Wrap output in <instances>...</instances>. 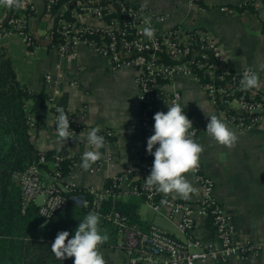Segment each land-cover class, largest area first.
<instances>
[{
    "label": "built area",
    "instance_id": "2783aa9c",
    "mask_svg": "<svg viewBox=\"0 0 264 264\" xmlns=\"http://www.w3.org/2000/svg\"><path fill=\"white\" fill-rule=\"evenodd\" d=\"M189 1L196 3L198 0ZM45 2L47 12L53 14L60 0ZM253 5L257 7L254 2ZM26 7L30 11L36 10L31 2H26ZM68 10L73 20L65 17ZM221 11L233 12L225 7H222ZM153 13L146 6L131 4L126 0H69L62 5V9L53 19L52 30L46 37L50 46L61 57L72 56L79 46L84 45L102 56L111 70L132 69L136 72L140 103L139 124L143 140L142 162L138 168L125 167L111 186L95 189L81 187L77 173L83 171L95 174L100 165L98 161L86 170L80 166L81 159H74L70 173L62 177L56 169L62 157L55 156L54 159L48 160L41 154L37 163L13 175L21 191L22 209L25 211L30 205L37 204L39 214L46 221L53 219L68 203L98 211L115 226L118 236L116 247L125 253L127 264H207L209 259L219 257H258L264 250V242H238L235 239L233 216L216 198L215 182L204 173L201 157L198 166L190 170L199 183L198 202L192 200L191 195L189 199L165 196L157 191L155 186L149 187L145 183L154 160L146 145L148 137L154 132L156 103L162 99L167 111L168 103L182 101V93L179 90L167 95L163 93L164 85L176 77L192 78L199 82L215 110L229 124L243 131L264 132L262 80L259 88H240L245 69H254L235 70L231 66V54L211 31L203 28L188 29L182 25L161 30L157 24L164 22L165 18H152ZM30 14L31 12L17 13L14 7H7L3 0H0V38L19 35L32 54L39 48V44L29 30ZM86 14L95 16L100 25L85 23L82 19ZM145 16L151 18V26L154 29L152 38L145 36L142 31ZM45 82L53 84L54 77L48 74ZM48 102L50 103L51 99L48 98ZM55 118L56 114V124ZM189 118L193 121L189 131L198 142L199 127L194 117ZM71 128L75 133L77 129ZM103 135L107 140L114 137L110 130H105ZM43 165L49 167L46 175L40 168ZM83 188L85 191L80 194ZM115 193L120 196H143L158 214L167 209L169 219L175 221L177 229L186 235V240L177 239L156 224L148 228L131 224L127 217L116 209L102 214L103 203ZM162 200L165 202L162 203ZM209 217L216 239L204 243L194 232L199 225V219L207 220Z\"/></svg>",
    "mask_w": 264,
    "mask_h": 264
},
{
    "label": "crops",
    "instance_id": "0c3cea01",
    "mask_svg": "<svg viewBox=\"0 0 264 264\" xmlns=\"http://www.w3.org/2000/svg\"><path fill=\"white\" fill-rule=\"evenodd\" d=\"M126 1L146 6L154 12L152 18L163 16L165 21L157 24L161 30L182 25L188 29L211 31L231 54V66L237 71L245 68L259 71L264 88V69H261L264 65V0H198L196 3L189 0ZM26 2H31L36 10H28ZM23 3L24 7L19 8V12L15 7L14 10L17 13L31 12L29 30L39 48L31 54L19 35L0 38V46L8 48L19 81L37 94L44 91L51 99L46 106L34 102L27 105L32 143L39 152L53 151L64 158L81 159L88 146L86 138L78 140L76 134L78 136L97 125L102 135L105 130L112 131L114 137L106 139V147L99 150L103 155L97 160L100 163L98 171L95 174L77 173L81 187L103 189L106 181L121 175L125 167L138 168L142 162L137 74L132 69L111 70L102 56L84 45L79 46L72 56L61 57L46 37L62 7L55 14H49L45 0H23ZM247 4H251L252 8L240 9ZM222 7L233 12H223ZM82 20L89 25H100L99 20L90 14ZM48 74L54 77L53 84L45 82ZM175 90L182 93L181 103L186 105L184 111L196 119L200 130L198 142L204 149L200 154L204 173L214 180L216 198L233 216L235 239L238 242H264V132L240 130L222 117L236 131L238 139L232 146L220 144L205 132L210 119L205 111L219 114L203 86L192 78L176 77L164 85L163 93L167 95ZM61 108L71 114V120L77 127L73 137L67 138L66 142L57 140L55 130L53 109ZM160 110L166 111L162 99L157 101L155 113ZM185 175L196 189L191 199L198 202L200 194L197 193L199 183L196 176L190 171ZM131 196L121 198L127 200ZM138 216L143 228L156 224L177 239L186 240V235L177 229L175 221L169 219L167 209L162 214L155 213L144 199L138 207ZM194 235L204 243L216 239L214 228L202 218ZM100 248L106 264H127L125 253L116 246L100 245ZM207 264H264V250L258 257H219L209 259Z\"/></svg>",
    "mask_w": 264,
    "mask_h": 264
},
{
    "label": "trees",
    "instance_id": "16d2710c",
    "mask_svg": "<svg viewBox=\"0 0 264 264\" xmlns=\"http://www.w3.org/2000/svg\"><path fill=\"white\" fill-rule=\"evenodd\" d=\"M68 1L60 0L54 10L57 11ZM251 8L252 5L247 4L240 9ZM16 10L20 11L19 8ZM69 12L70 10L65 17L73 20ZM47 101L48 95L44 91L37 94L19 81L8 48L0 46V264H73L74 257L57 259L51 249V243L60 230H69L71 238L80 219L92 210L68 203L53 219L46 221L39 214L37 204L30 205L25 211L22 209L21 191L13 175L37 163L41 154L48 160L58 156L53 151H37L31 140L30 112L27 105L34 102L46 106ZM57 110L53 109L56 116ZM63 110L70 117V126L77 128L71 120V114L66 109ZM71 166L72 159L62 157L56 169L65 177L70 173ZM40 168L45 175L49 172L48 165ZM115 178L108 179L105 187L111 186ZM80 191L81 194L85 190L83 188ZM144 199L143 196L133 195L124 200L115 193L103 203L101 213L116 209L125 215L131 224L141 225L138 207ZM207 222L213 228L211 217ZM101 226L110 237L102 246H116L118 236L115 226L102 216Z\"/></svg>",
    "mask_w": 264,
    "mask_h": 264
},
{
    "label": "clouds",
    "instance_id": "9594fccd",
    "mask_svg": "<svg viewBox=\"0 0 264 264\" xmlns=\"http://www.w3.org/2000/svg\"><path fill=\"white\" fill-rule=\"evenodd\" d=\"M7 7L23 8V0H3ZM143 34L148 38L154 35L151 18L144 17ZM264 69V65H261ZM261 76L259 71L245 69L240 80L242 90L259 88ZM167 111L154 113V132L147 139V151L154 156L150 174L145 178L147 186H155L157 191L165 194L171 193L183 199H189L196 191L185 173L195 169L199 164L203 145L193 138L189 131L193 121L184 111L186 105L173 101L168 103ZM203 109V108H202ZM56 116L57 140L66 142L73 137L74 130L70 126L69 115L61 108ZM205 111V110H204ZM206 133L218 143L232 146L238 139L236 131L231 128L221 115L210 114ZM99 125L91 127L87 132L82 131L76 138H86V150L81 155L80 166L89 169L103 155L100 149L106 147L105 136L100 134ZM165 201L162 200V203ZM69 230L58 231L51 249L59 260L74 257L73 264H106L104 253L100 245L109 240V234L101 226V214L90 210L84 215L74 235Z\"/></svg>",
    "mask_w": 264,
    "mask_h": 264
},
{
    "label": "rangeland",
    "instance_id": "374dc122",
    "mask_svg": "<svg viewBox=\"0 0 264 264\" xmlns=\"http://www.w3.org/2000/svg\"><path fill=\"white\" fill-rule=\"evenodd\" d=\"M40 199H41V198H40ZM40 199H38V201H39L38 203H40Z\"/></svg>",
    "mask_w": 264,
    "mask_h": 264
}]
</instances>
